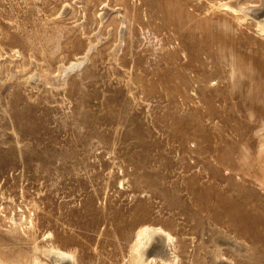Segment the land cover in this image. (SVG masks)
Returning a JSON list of instances; mask_svg holds the SVG:
<instances>
[{
	"label": "rangeland",
	"instance_id": "rangeland-1",
	"mask_svg": "<svg viewBox=\"0 0 264 264\" xmlns=\"http://www.w3.org/2000/svg\"><path fill=\"white\" fill-rule=\"evenodd\" d=\"M0 264H264V0H0Z\"/></svg>",
	"mask_w": 264,
	"mask_h": 264
},
{
	"label": "bare ground",
	"instance_id": "bare-ground-1",
	"mask_svg": "<svg viewBox=\"0 0 264 264\" xmlns=\"http://www.w3.org/2000/svg\"><path fill=\"white\" fill-rule=\"evenodd\" d=\"M236 7V6H235ZM237 10V9H236ZM243 12V11H242ZM245 12H247L246 10H245ZM258 14V13H257ZM257 17V16H256ZM262 17V16H261ZM156 233V232H155ZM155 233L153 234V238H152V243H149L148 244V246H147V248H146V251L144 252V255H146V254H149V253H154V251H152L153 249H155L156 247H157V243H155L156 241H157V239H155L156 237H157V235L158 236H161L163 239H161V241L164 243V241H165V237H164V235H163V232L162 233H156V235H155ZM153 243H155L154 244V246L152 247L151 245L153 244ZM168 244H169V242H168ZM168 244H166V245H168ZM146 253V254H145Z\"/></svg>",
	"mask_w": 264,
	"mask_h": 264
}]
</instances>
